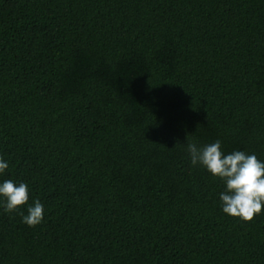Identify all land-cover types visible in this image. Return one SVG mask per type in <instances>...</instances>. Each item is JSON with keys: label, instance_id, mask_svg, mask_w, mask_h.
I'll return each instance as SVG.
<instances>
[{"label": "trees", "instance_id": "1", "mask_svg": "<svg viewBox=\"0 0 264 264\" xmlns=\"http://www.w3.org/2000/svg\"><path fill=\"white\" fill-rule=\"evenodd\" d=\"M264 161V0H0V264H264L188 141ZM40 224L22 222L29 204Z\"/></svg>", "mask_w": 264, "mask_h": 264}, {"label": "clouds", "instance_id": "2", "mask_svg": "<svg viewBox=\"0 0 264 264\" xmlns=\"http://www.w3.org/2000/svg\"><path fill=\"white\" fill-rule=\"evenodd\" d=\"M186 148L192 165H200L224 181L226 187L220 193V201L225 214L250 222L264 212V161L243 150L225 154L220 140L203 146L188 141ZM7 168L8 163L0 156V173ZM0 197L4 211L14 212L28 203L30 191L25 182L5 179L0 182ZM21 216L23 223L35 227L43 220L44 206L36 199L28 205L27 214Z\"/></svg>", "mask_w": 264, "mask_h": 264}]
</instances>
